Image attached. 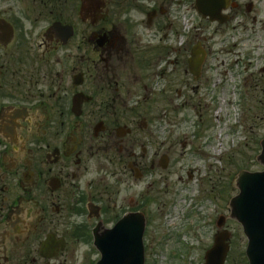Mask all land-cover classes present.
<instances>
[{
    "label": "flooded vegetation",
    "instance_id": "flooded-vegetation-1",
    "mask_svg": "<svg viewBox=\"0 0 264 264\" xmlns=\"http://www.w3.org/2000/svg\"><path fill=\"white\" fill-rule=\"evenodd\" d=\"M193 13L194 0H0V264H95L97 236L146 224V177L170 165L173 116L205 77Z\"/></svg>",
    "mask_w": 264,
    "mask_h": 264
},
{
    "label": "rangeland",
    "instance_id": "rangeland-1",
    "mask_svg": "<svg viewBox=\"0 0 264 264\" xmlns=\"http://www.w3.org/2000/svg\"><path fill=\"white\" fill-rule=\"evenodd\" d=\"M239 2L233 22L223 26L193 13L194 34L209 37L210 54L205 77L193 82L192 101L173 116L170 165L146 177L144 264H204L219 216L225 217L220 229L230 236L225 264H248L246 237L229 218V202L238 193L235 177L241 170L263 169L258 156L264 138V0ZM241 73L251 74L246 111L237 107ZM182 96L178 103L187 99ZM161 140L164 153L169 142ZM149 181L155 182L151 188Z\"/></svg>",
    "mask_w": 264,
    "mask_h": 264
},
{
    "label": "water",
    "instance_id": "water-1",
    "mask_svg": "<svg viewBox=\"0 0 264 264\" xmlns=\"http://www.w3.org/2000/svg\"><path fill=\"white\" fill-rule=\"evenodd\" d=\"M229 0H196V9L210 20L223 22L221 10L227 8ZM201 59L194 49L190 64L198 68ZM259 162L264 167V139L261 140ZM238 193L230 200V218L242 227L248 242L246 256L249 264H264V170L262 172L241 171L235 178ZM225 218L220 217L217 226L222 227ZM128 230L121 220L109 233L97 238L102 258L98 264H143L142 231ZM229 233L220 231L215 235L213 246L205 253L204 264H224L228 251Z\"/></svg>",
    "mask_w": 264,
    "mask_h": 264
}]
</instances>
